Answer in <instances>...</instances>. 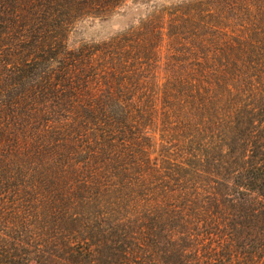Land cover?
Segmentation results:
<instances>
[{
  "label": "trees",
  "instance_id": "16d2710c",
  "mask_svg": "<svg viewBox=\"0 0 264 264\" xmlns=\"http://www.w3.org/2000/svg\"><path fill=\"white\" fill-rule=\"evenodd\" d=\"M0 0V264H264V0Z\"/></svg>",
  "mask_w": 264,
  "mask_h": 264
},
{
  "label": "rangeland",
  "instance_id": "374dc122",
  "mask_svg": "<svg viewBox=\"0 0 264 264\" xmlns=\"http://www.w3.org/2000/svg\"><path fill=\"white\" fill-rule=\"evenodd\" d=\"M188 0H128L115 13L105 18H89L76 23L69 35L72 47L84 43H101L118 36L133 27L152 13L163 7L176 5Z\"/></svg>",
  "mask_w": 264,
  "mask_h": 264
}]
</instances>
